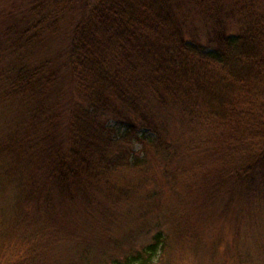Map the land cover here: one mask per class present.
I'll return each mask as SVG.
<instances>
[{
	"label": "trees",
	"instance_id": "obj_1",
	"mask_svg": "<svg viewBox=\"0 0 264 264\" xmlns=\"http://www.w3.org/2000/svg\"><path fill=\"white\" fill-rule=\"evenodd\" d=\"M260 1H87L63 23L69 35L58 69L19 56L23 52L17 48L26 49L31 38L46 37L37 33L43 26L47 35L62 26L61 12L44 17L31 7L27 36L17 35L16 46H11L12 57L18 58L0 67V114L12 110L21 116L12 127L3 122L0 196L12 187L34 215L52 208L55 199L73 198L74 182L83 200H91L107 173L137 164L126 155L134 152L122 142L136 138L169 154L174 144L165 141L163 129L147 116L145 95L175 107L186 128L204 125L205 151L234 159V166L219 168L225 178L221 183H234L238 192L239 186L256 189V178L264 182V11L254 10ZM195 18L209 46L185 39V27ZM67 79L71 98L57 113L66 98H59L55 87ZM107 117L122 119L126 128L118 131ZM132 117L146 122L154 138L139 137ZM39 126L52 132L49 139L25 134ZM141 153L145 159L147 152ZM25 210L22 207L12 220L0 214V264H46L43 250L61 244L79 252L66 258L68 264H160L167 248L166 234L157 231L120 258L95 255L99 261H94L96 241L72 233H50L45 249V235L34 219L23 227Z\"/></svg>",
	"mask_w": 264,
	"mask_h": 264
},
{
	"label": "rangeland",
	"instance_id": "obj_2",
	"mask_svg": "<svg viewBox=\"0 0 264 264\" xmlns=\"http://www.w3.org/2000/svg\"><path fill=\"white\" fill-rule=\"evenodd\" d=\"M87 1L90 0H0V67L8 60L18 58L12 57L11 46H16V36L24 34L31 26L29 9L36 6L44 17L54 10L58 14L61 12L63 15L59 21L62 26L58 25L48 35L45 33L47 26H43L37 33L44 34L45 38H31L26 49L17 48V51L23 52L19 56L26 62H46L50 68L58 69L69 35L68 29L65 34L63 23L75 17L78 8ZM256 7L257 14L264 11V0ZM201 25V21L195 18L185 27V39L209 46ZM24 35L27 36V32ZM70 86L67 79L55 87L59 90V98H66L55 108L57 113H62L60 111L64 109L60 110L61 107L71 98L68 97ZM144 97L148 98L145 100L149 106L147 116L163 129L165 141L174 144L172 148L170 146L169 154L163 155L161 150H154L147 143L132 138L128 143H122L134 152L126 155L137 164L120 166L107 173L106 180L102 179L104 184H98V194L91 200H83L84 196L74 182L73 198L58 202L55 199L52 208L34 211L33 215L29 203L25 200L23 203L20 196L18 200L15 190L7 187L0 196V214L5 215L6 220H12L21 215L19 210L24 207L28 214L22 215L23 227L34 219L35 226L45 235V249L49 245L50 233H72L73 237L78 235L96 241L91 253L94 261H99L96 256H101L102 260L108 256L120 258L161 231L167 236V248L160 257V264H264V182L256 178V189L252 190L251 186L245 191L239 186V192L234 183H221L225 178L219 174V168L234 166L231 163L234 159L212 155L203 149V139L207 137L205 126L186 128L175 107L163 106L157 100H151L153 97ZM52 98L50 96L48 102ZM9 111L0 114L1 137L5 122L12 127L11 123L21 119L20 115L14 116L12 110ZM62 119L61 116L60 121ZM132 119L139 137L154 138L155 134L146 122L143 123L140 117ZM106 120L118 131L127 126L122 119L107 117ZM47 130L39 126L25 134L33 139L43 136L49 139L52 132ZM142 149L147 152L145 159ZM141 157L144 160H140ZM234 157L239 156L235 154ZM31 230L34 233V228ZM77 252L70 251L68 244H61L47 248V252L43 250V260L46 264H68L66 258L77 255Z\"/></svg>",
	"mask_w": 264,
	"mask_h": 264
}]
</instances>
